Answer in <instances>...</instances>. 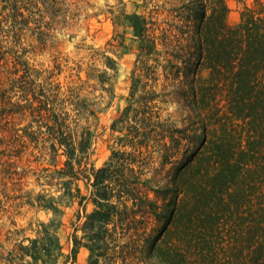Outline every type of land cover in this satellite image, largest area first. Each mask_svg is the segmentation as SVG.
Masks as SVG:
<instances>
[{
    "label": "trees",
    "instance_id": "obj_1",
    "mask_svg": "<svg viewBox=\"0 0 264 264\" xmlns=\"http://www.w3.org/2000/svg\"><path fill=\"white\" fill-rule=\"evenodd\" d=\"M179 1L183 9L174 18L184 22L186 34L179 45L173 42L179 37L172 32L174 24L156 35L143 20H133L140 53L128 105L111 124L131 150L113 151L95 168L96 132L80 117H95L97 104L78 88L63 90L50 71L37 70L25 59L23 39L45 35L36 17L45 2L0 0V183L2 174L13 179L19 168L15 158L32 144L42 145V158L53 167L59 155L65 157L63 167L42 169L41 176L61 193L35 201L54 215L64 207L79 208L72 258L85 248L88 264H264V3L254 0L258 6L246 8L231 25L225 0ZM158 45L174 59H168L167 80H177L181 70L191 72L180 82L188 86L181 98L139 89L136 70L155 75ZM105 61L115 71L116 61L109 56ZM199 69L208 75L202 78ZM98 80L112 99L108 71ZM161 97L187 109L182 127L161 116L156 106ZM151 142L165 164L182 152L180 166L164 186L142 170L140 160L154 148ZM6 186L3 182L0 188L1 212H7L4 205L11 199ZM89 203L93 207L87 211ZM55 225L51 221L39 239L25 238L12 248L5 245L12 238L0 239L1 262L55 264L62 256L49 230Z\"/></svg>",
    "mask_w": 264,
    "mask_h": 264
},
{
    "label": "rangeland",
    "instance_id": "obj_2",
    "mask_svg": "<svg viewBox=\"0 0 264 264\" xmlns=\"http://www.w3.org/2000/svg\"><path fill=\"white\" fill-rule=\"evenodd\" d=\"M40 15H37L39 24L42 25L44 34L29 35L23 39L25 59L30 66L37 70L50 71L54 75L55 82L62 85L63 90L70 88L80 89L81 96L87 97L88 102H95V117L83 113L82 123L91 126L95 133L92 146V162L95 168L102 167L111 157L113 151H130L131 148L122 145L119 137L121 134L111 130L112 122L117 119L125 107H127L129 93L132 85V73L139 56V40L135 38L133 20H143L146 27L156 35L167 28V23L174 24L172 32L179 36L174 43H183L184 22L179 17L174 18L182 12V4L179 0H43ZM264 3V0H262ZM180 2V3H179ZM228 10L227 20L234 25L239 22L242 12L246 8H256L254 0H225ZM210 11H207L208 16ZM45 23L48 28L45 29ZM192 33V32H191ZM47 34V35H46ZM184 36L183 38H181ZM161 55L158 58V66L154 76L146 75L136 70L141 75L139 89H154L163 95L181 93L188 90V86L181 84L185 82V74L182 71L177 80L165 78V69L170 70L172 64L168 59L172 57L164 54V48L158 45ZM113 58L117 65L115 71H111L105 65V57ZM154 64V61L150 62ZM175 64V63H173ZM181 66L180 63H178ZM108 71L112 84V99L103 92L101 83L98 82L99 74ZM190 70L189 73L190 74ZM46 72L42 73V77ZM135 74V75H137ZM150 74V72H147ZM202 78L208 75L205 69H199ZM193 76V75H192ZM195 76V75H194ZM80 78V79H79ZM136 78V76L134 77ZM105 98L102 99V97ZM156 106L163 118H169L177 127H182V120L187 109L182 102L175 100L163 103L164 97L158 98ZM167 100V99H166ZM73 113V112H72ZM85 118V119H84ZM88 120L87 122L85 120ZM27 123L24 122V125ZM151 145L152 144L151 142ZM39 148V149H38ZM42 145L35 148L32 144L15 158L19 165L12 180L8 175L2 174L3 181L7 184L9 199L4 208L7 212H1L0 208V239L2 241L10 237L5 245L12 248L25 238L39 239L43 236V228L50 225L54 220L56 225L50 227L61 246L62 256L55 264H88V251L81 248L75 258L70 255L72 248L71 234L73 222L76 220L78 207L62 208L61 215H54L50 210L38 206L35 199L40 195L54 196L61 193L55 186H50L43 181L42 175L45 171L60 169L64 166L65 157L59 155L56 158L55 167L46 158H42L40 149ZM145 150V149H144ZM152 150V153L151 151ZM159 147L154 145L145 152L142 162L144 175L147 178L155 177L160 186L166 185L174 172L180 166L182 152L173 158V163L165 164L162 160ZM160 174V175H159ZM159 175V176H158ZM163 176V177H162ZM19 177V178H18ZM42 178V179H41ZM15 185L13 191L10 189ZM84 194L88 193L84 181L79 182ZM18 185V186H17ZM20 188L21 191H15ZM14 194L15 198H12ZM3 195H0V198ZM16 196H18L16 198ZM5 199V198H4ZM92 204L87 205V211L92 209ZM15 222L12 226L11 222ZM21 231L18 235L10 234L7 231ZM24 244H28L25 241ZM30 260V259H28ZM0 260V264H3ZM36 264V263H34Z\"/></svg>",
    "mask_w": 264,
    "mask_h": 264
}]
</instances>
